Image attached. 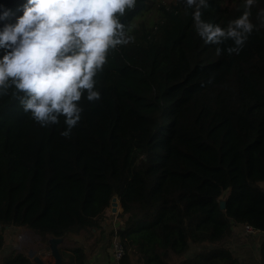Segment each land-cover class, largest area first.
<instances>
[{
	"label": "trees",
	"instance_id": "trees-1",
	"mask_svg": "<svg viewBox=\"0 0 264 264\" xmlns=\"http://www.w3.org/2000/svg\"><path fill=\"white\" fill-rule=\"evenodd\" d=\"M155 2L137 0L122 19L134 40L109 54L101 99L81 101L70 138L63 118L42 128L11 91L0 96V251L7 229L44 242L83 234L59 252L62 264H90L113 198L120 225L107 245L122 244L119 264H239L226 247L233 228L264 233V0L239 54L219 56L232 42L205 44L184 0ZM24 3L0 0V30ZM208 5L202 18L221 27L244 11V0ZM190 245L203 248L187 258ZM258 252L264 264V240ZM0 264L34 263L14 250Z\"/></svg>",
	"mask_w": 264,
	"mask_h": 264
},
{
	"label": "clouds",
	"instance_id": "clouds-1",
	"mask_svg": "<svg viewBox=\"0 0 264 264\" xmlns=\"http://www.w3.org/2000/svg\"><path fill=\"white\" fill-rule=\"evenodd\" d=\"M137 0H26L23 14L0 30V96L11 95L42 128L63 123L60 133L70 138L81 121L82 100L99 101L96 77L109 54L133 42L122 19ZM256 0H244V11L225 27L206 22L202 9L208 0H184L193 9L196 34L216 48V55L239 54L254 30L251 9ZM7 12L3 13L6 17ZM264 17V11L260 13ZM2 18V17H0Z\"/></svg>",
	"mask_w": 264,
	"mask_h": 264
},
{
	"label": "crops",
	"instance_id": "crops-1",
	"mask_svg": "<svg viewBox=\"0 0 264 264\" xmlns=\"http://www.w3.org/2000/svg\"><path fill=\"white\" fill-rule=\"evenodd\" d=\"M110 214L106 216L104 224L105 235L102 237L100 249H96L95 253L90 257V264H119L113 260L111 254V244L107 245V235L110 231L116 229L120 225L118 214L121 212V208L118 204L115 213L110 208ZM109 216V217H108ZM264 240V233L256 232L249 235L245 233L243 226H235L232 230V236L227 242L226 247L237 259L239 264H260L258 260V245ZM9 243H6L3 248L9 247ZM203 247L190 245L185 257L193 258L197 252Z\"/></svg>",
	"mask_w": 264,
	"mask_h": 264
},
{
	"label": "rangeland",
	"instance_id": "rangeland-1",
	"mask_svg": "<svg viewBox=\"0 0 264 264\" xmlns=\"http://www.w3.org/2000/svg\"><path fill=\"white\" fill-rule=\"evenodd\" d=\"M177 0H156L154 3L155 6L158 5H166L168 6L170 2H174ZM154 14V13H153ZM154 16H151L147 21L146 24L148 25L149 22L154 20ZM260 186L264 189V182L260 183ZM110 212H106V216L109 215ZM109 217V216H108ZM78 237H83V234L79 235H72V236H66L64 237L63 243L59 247H72L76 246L77 242L74 241ZM4 238H5V243H9V247L3 248L0 251V262L3 259V256H5L7 253L11 251H22L27 253L29 250L34 251L36 256L40 257L45 263L47 264H53V258L50 255L49 248L47 246L46 241H42L39 236L34 234L33 232L23 229V228H18V229H7L4 232Z\"/></svg>",
	"mask_w": 264,
	"mask_h": 264
},
{
	"label": "water",
	"instance_id": "water-1",
	"mask_svg": "<svg viewBox=\"0 0 264 264\" xmlns=\"http://www.w3.org/2000/svg\"><path fill=\"white\" fill-rule=\"evenodd\" d=\"M116 206H117V198H113L110 203V208L113 213H115L116 211ZM220 209L221 210L224 209L223 201L220 202ZM63 241H64V237L63 238L50 237L46 240L50 255L54 261L53 264H62V259L59 252V246L63 243ZM27 256L34 264H44L43 260L40 257L36 256L34 251L29 250L27 252Z\"/></svg>",
	"mask_w": 264,
	"mask_h": 264
},
{
	"label": "built area",
	"instance_id": "built-area-1",
	"mask_svg": "<svg viewBox=\"0 0 264 264\" xmlns=\"http://www.w3.org/2000/svg\"><path fill=\"white\" fill-rule=\"evenodd\" d=\"M243 227H244L245 233L249 235L255 234L257 232L254 229H252L250 226H243ZM111 254H112L113 260L116 263H119L122 260V258L125 256L123 246L116 237H114L111 242Z\"/></svg>",
	"mask_w": 264,
	"mask_h": 264
}]
</instances>
